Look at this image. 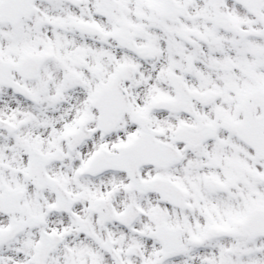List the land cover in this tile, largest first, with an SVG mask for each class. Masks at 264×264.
<instances>
[{"label":"snow or ice","instance_id":"6c2138e0","mask_svg":"<svg viewBox=\"0 0 264 264\" xmlns=\"http://www.w3.org/2000/svg\"><path fill=\"white\" fill-rule=\"evenodd\" d=\"M0 264H264V0H0Z\"/></svg>","mask_w":264,"mask_h":264}]
</instances>
